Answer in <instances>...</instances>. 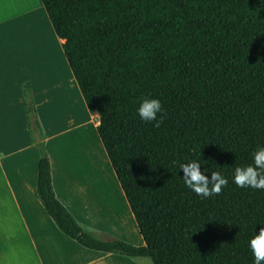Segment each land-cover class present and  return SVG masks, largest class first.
<instances>
[{"label": "trees", "instance_id": "16d2710c", "mask_svg": "<svg viewBox=\"0 0 264 264\" xmlns=\"http://www.w3.org/2000/svg\"><path fill=\"white\" fill-rule=\"evenodd\" d=\"M134 215L142 245L84 230L56 198L43 142L35 191L59 231L79 245L152 264H253L249 238L264 225V190L232 183L264 145V0H41ZM158 97L159 127L136 102ZM28 130L40 131L29 84ZM229 184L202 198L181 163ZM210 176V172L208 173Z\"/></svg>", "mask_w": 264, "mask_h": 264}, {"label": "crops", "instance_id": "0c3cea01", "mask_svg": "<svg viewBox=\"0 0 264 264\" xmlns=\"http://www.w3.org/2000/svg\"><path fill=\"white\" fill-rule=\"evenodd\" d=\"M40 3L0 14V264H134L123 255L83 247L64 235L35 191L39 153L27 126L25 84L38 114L56 198L97 238L143 244L97 134L98 114L83 106L79 87L67 74L71 70L63 40ZM28 13L31 18L22 20ZM58 91L65 92L66 107L58 102Z\"/></svg>", "mask_w": 264, "mask_h": 264}, {"label": "clouds", "instance_id": "9594fccd", "mask_svg": "<svg viewBox=\"0 0 264 264\" xmlns=\"http://www.w3.org/2000/svg\"><path fill=\"white\" fill-rule=\"evenodd\" d=\"M163 113L164 108L158 97L144 94L138 98L136 114L141 121L154 122V126L159 127ZM251 155L253 162L244 166L237 165L231 181L238 188L264 190V145H258ZM179 167L183 185L202 198L219 194L229 184L228 177L220 171H209L207 168L202 171L201 164L196 160L181 163ZM247 247L252 253L253 264H264V225L249 238Z\"/></svg>", "mask_w": 264, "mask_h": 264}, {"label": "rangeland", "instance_id": "374dc122", "mask_svg": "<svg viewBox=\"0 0 264 264\" xmlns=\"http://www.w3.org/2000/svg\"><path fill=\"white\" fill-rule=\"evenodd\" d=\"M1 1H4L5 3L2 4ZM38 2H41V1L40 0H0V14H3L5 12L11 13L12 10L19 12L20 10H24L25 8H28V7L33 9L36 7V5H38ZM31 15H32V13H28L27 15H24L22 20L30 19ZM67 74H68V76L72 75L71 72L70 73L68 72ZM61 80L64 81L65 85L67 86L66 80L63 76H61ZM67 89H68V86H67ZM59 94H61V96L58 98V102H60L61 104L64 105V107H66L69 103V100H68L65 92L62 91V92H59ZM81 100H82L83 106H85L83 98ZM45 107H46V111H45L46 115L50 118L52 116L50 104L46 103ZM85 109H86V107H85ZM131 261L134 264H138V262L144 263V264H152L151 260L149 258H146V257H138V258L132 259Z\"/></svg>", "mask_w": 264, "mask_h": 264}, {"label": "water", "instance_id": "95a60500", "mask_svg": "<svg viewBox=\"0 0 264 264\" xmlns=\"http://www.w3.org/2000/svg\"><path fill=\"white\" fill-rule=\"evenodd\" d=\"M34 140L35 142H39L41 140L40 134L37 130H34Z\"/></svg>", "mask_w": 264, "mask_h": 264}]
</instances>
